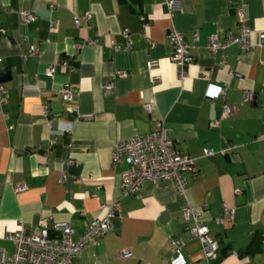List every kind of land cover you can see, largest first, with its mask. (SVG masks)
Masks as SVG:
<instances>
[{
	"label": "crops",
	"instance_id": "1",
	"mask_svg": "<svg viewBox=\"0 0 264 264\" xmlns=\"http://www.w3.org/2000/svg\"><path fill=\"white\" fill-rule=\"evenodd\" d=\"M169 1L0 0V85L6 90L0 95V247L8 253L14 245L6 235L21 223H68L76 241L92 220L108 217L112 230L85 245L73 264H167L172 237L184 239L188 264H207L173 181L147 182L137 194L122 195L127 165L114 164L115 144L163 121L175 148L195 159L197 172L185 173L187 195L220 242L211 264H264V46H257L264 0H176L174 11ZM240 10L254 48L230 44L213 53L210 36L223 40L236 31ZM24 12L37 19L28 23ZM86 12L92 18L77 25L75 16ZM173 29L193 56L182 77L171 60ZM33 45L39 54L30 55ZM62 60L69 65L50 74ZM120 71L126 76L106 91ZM214 86H226V100L236 107L217 128L211 122L222 117V99ZM65 87L71 100L63 97ZM245 90L255 92L252 102L243 103ZM53 118L64 133H52ZM205 148L216 154L205 156ZM16 185L27 189L15 192ZM114 202L119 210L110 216ZM225 207L234 211L232 219ZM122 250L132 257L122 258Z\"/></svg>",
	"mask_w": 264,
	"mask_h": 264
},
{
	"label": "built area",
	"instance_id": "2",
	"mask_svg": "<svg viewBox=\"0 0 264 264\" xmlns=\"http://www.w3.org/2000/svg\"><path fill=\"white\" fill-rule=\"evenodd\" d=\"M243 1V0H238ZM171 10L178 8L176 0L169 1ZM241 17L240 26L236 31L226 33L223 40H220L217 34H213L209 38V49L215 53L221 47L230 44H237L244 50L254 48L252 42L251 29L244 17L243 10L239 11ZM22 18L28 23H33L37 16L31 12H24ZM89 21L92 18L91 12H86L83 17L76 15L75 23L80 25L81 19ZM143 35L150 40L146 30L149 22L145 16L140 17ZM5 33V29L0 27V37ZM122 35L126 39V47H131V33L128 29L122 31ZM195 38L197 36L195 35ZM258 47L264 46V30L259 32ZM168 40L173 47L171 60L181 66V77L185 74V68L193 61L190 54V45L182 33L173 29L168 34ZM153 43V42H151ZM39 54L37 46L33 45L30 49V55ZM58 65H69L68 61L62 60L58 64L48 69L50 74L56 72ZM156 62L149 60L148 67L153 69ZM232 73V72H231ZM126 76L125 72H118L106 84V91L112 92L115 88V78ZM205 78H208L204 73ZM158 77H153L152 82L158 81ZM214 96L222 99V117L211 122V127L217 128L221 124L222 118L230 117L234 114L236 107L229 104L226 100V86H214ZM65 100H71L73 93L70 88L62 89ZM5 88L0 85V95L5 94ZM255 98V92L245 90L243 93V103L252 102ZM2 98L1 101H5ZM150 104H146V108L150 109ZM59 121L55 118L49 120V126L52 133H64L66 130L57 128ZM51 145L55 143L50 140ZM235 145H231L228 150H233ZM225 152V151H224ZM216 152L213 149L205 148V156H213ZM114 164L125 163L127 168L121 174V191L123 196L137 194L142 186L147 183L157 184L163 181H173L177 187L178 194L184 201L183 217L188 225L189 234L198 238L201 242L203 259L207 264L219 254L220 242L210 236L209 227L201 220V214L188 200L187 182L185 173L188 171L197 172L195 159L188 153H184L175 148L173 140L168 134V130L163 121H159L156 127L141 135H134L129 138L118 141L113 149ZM25 185L14 186L15 192L26 190ZM120 204L114 202L109 215L118 213ZM225 213L229 214L232 219L234 211L224 208ZM217 223H223L224 219L217 218ZM112 230V226L108 217L95 218L86 227L83 234L78 240H73L74 228L68 223H57L53 227L50 226L46 219L41 220L37 226L28 228L21 223L16 231L9 232L6 239L14 245V251L8 253L0 247V264H73V259L88 243L97 244L107 232ZM185 241L182 238L172 237L170 239V255L166 259L167 264H188V260L183 252ZM236 253V252H234ZM122 258L132 257L130 250H122L120 252ZM196 264H202L198 262Z\"/></svg>",
	"mask_w": 264,
	"mask_h": 264
},
{
	"label": "trees",
	"instance_id": "3",
	"mask_svg": "<svg viewBox=\"0 0 264 264\" xmlns=\"http://www.w3.org/2000/svg\"><path fill=\"white\" fill-rule=\"evenodd\" d=\"M259 239H261V235H260V236L258 235V236L256 237V240L259 241Z\"/></svg>",
	"mask_w": 264,
	"mask_h": 264
}]
</instances>
